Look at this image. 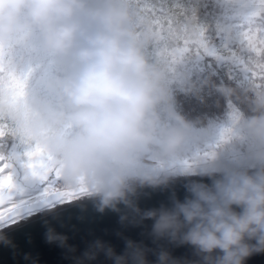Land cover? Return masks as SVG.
Segmentation results:
<instances>
[{
	"label": "clouds",
	"instance_id": "obj_1",
	"mask_svg": "<svg viewBox=\"0 0 264 264\" xmlns=\"http://www.w3.org/2000/svg\"><path fill=\"white\" fill-rule=\"evenodd\" d=\"M152 26L136 0H0L5 65L16 71L13 49L28 46L34 36L54 64L46 94L31 93L28 82L22 101L0 91V122L39 144L59 172L60 187L82 191L81 199L94 198L99 211H119L124 204L154 220L156 238L193 245L202 264H245L253 253L264 252V88L254 89L256 114L243 124L257 143L256 171L223 163L211 186L193 182L185 200L141 210L133 199L137 189L166 184L192 135V123L172 105L165 60L149 54L159 42ZM185 85L195 88L187 80ZM218 87L226 96L233 94L230 87ZM60 205L40 212L55 218ZM44 229L47 243L75 251L51 221ZM0 243L10 241L0 235ZM101 252L113 264H150L148 249L131 239L121 254L97 240L77 264ZM156 264L183 262L161 250Z\"/></svg>",
	"mask_w": 264,
	"mask_h": 264
},
{
	"label": "trees",
	"instance_id": "obj_2",
	"mask_svg": "<svg viewBox=\"0 0 264 264\" xmlns=\"http://www.w3.org/2000/svg\"><path fill=\"white\" fill-rule=\"evenodd\" d=\"M169 6L179 5L202 31L204 46L193 50L176 60H165L168 86L172 93V105L176 112L192 123V128L203 129L221 119L223 114L239 111L243 115H254L256 88H264V79L256 71L257 62L264 63L260 54L245 50L239 45L220 46L219 30L227 17L221 0H166ZM146 6L152 0H142ZM264 15V9L262 10ZM216 45L217 53L206 48ZM173 46L183 47V40L174 41ZM191 47V46H189ZM149 54H159L157 46L149 48ZM16 71L31 72L28 79L29 91L35 95L46 94L45 81L54 70L50 55L43 49L38 36L28 46L13 49L10 56ZM239 59L242 63H234ZM195 85L187 90L185 81ZM232 88L233 94L226 96L218 87ZM163 107V106H162ZM169 123L175 121L164 113ZM15 138L9 139L0 151H9Z\"/></svg>",
	"mask_w": 264,
	"mask_h": 264
},
{
	"label": "water",
	"instance_id": "obj_3",
	"mask_svg": "<svg viewBox=\"0 0 264 264\" xmlns=\"http://www.w3.org/2000/svg\"><path fill=\"white\" fill-rule=\"evenodd\" d=\"M244 169L251 172L257 170ZM220 176L221 173L216 171L172 176L174 178H169L166 184L139 187L133 199L141 210L171 207L175 200L183 201L191 195L189 187L193 182L211 186ZM97 203L94 198L74 200L57 208L58 215L55 218L44 212L1 228L0 235L10 243H0V264H77L76 258L97 240L112 246L121 254L129 239L142 243L148 249L150 264H156L161 250L169 251L173 258L183 264H202L203 258L193 245L156 238L152 233L153 219L142 218L124 204L119 205V211L105 209L101 212ZM46 220L51 221L58 232L68 236V244L75 248L74 252L46 242ZM86 264H113V261L101 252L96 259ZM245 264H264V252L253 253L245 260Z\"/></svg>",
	"mask_w": 264,
	"mask_h": 264
},
{
	"label": "snow or ice",
	"instance_id": "obj_4",
	"mask_svg": "<svg viewBox=\"0 0 264 264\" xmlns=\"http://www.w3.org/2000/svg\"><path fill=\"white\" fill-rule=\"evenodd\" d=\"M136 2L152 18V30L159 37L157 48L163 59L176 60L204 46L201 29L189 20L186 11L179 5L169 6L166 0H152L150 7L142 0ZM245 38L249 47L264 60V36L249 34ZM179 40H183L184 46H173V42ZM3 57V50L0 49V91L6 90L11 97L22 101L31 72L18 73L5 65ZM255 68L264 79V63L257 62ZM11 138H15L17 143L12 144L9 151H0V206L5 203L11 205L6 213L0 210V228L40 212L43 207L63 204L83 194L82 191L63 190L59 172L44 149L16 136L7 123L0 122V146ZM20 168L25 170L28 184H22L18 179ZM5 172L7 175H4Z\"/></svg>",
	"mask_w": 264,
	"mask_h": 264
},
{
	"label": "rangeland",
	"instance_id": "obj_5",
	"mask_svg": "<svg viewBox=\"0 0 264 264\" xmlns=\"http://www.w3.org/2000/svg\"><path fill=\"white\" fill-rule=\"evenodd\" d=\"M225 6L227 17L220 26V46L239 45L245 50H253L246 41V35L264 36V0H221ZM216 45L206 49L217 53ZM254 51V50H253ZM234 63H242L236 59ZM244 121L235 111L222 116V120L211 123L204 130L192 129L188 141L186 156L173 165L174 175L197 174L215 171L228 163L236 167H256L258 162L252 152L257 143L249 136L243 127ZM198 154V156H197ZM7 175V172L4 173ZM23 168L18 171V179L22 184H28ZM171 176V177H172ZM7 203L0 206V210L7 212Z\"/></svg>",
	"mask_w": 264,
	"mask_h": 264
},
{
	"label": "flooded vegetation",
	"instance_id": "obj_6",
	"mask_svg": "<svg viewBox=\"0 0 264 264\" xmlns=\"http://www.w3.org/2000/svg\"><path fill=\"white\" fill-rule=\"evenodd\" d=\"M236 113H238V114H240V116L242 117V119L243 120H246L249 116H251V115H248V116H245V115H243L241 112H239V111H235ZM224 115V114H223ZM222 115V116H223ZM220 120H222V117H221V119ZM219 120V121H220ZM258 166H259V164L258 165H256V167H247V168H253V169H257L258 168ZM240 168V167H239ZM210 172V171H209ZM81 197V195H78L77 197H75L74 199H72V200H69V201H65L63 204H61L59 207H57V208H62L64 205H66V204H69V203H72L75 199H78V198H80ZM10 207V205L8 206V208ZM37 213H39V212H36V213H33L32 215H35V214H37ZM31 215V216H32ZM31 216H29V217H31ZM26 218H28V217H26Z\"/></svg>",
	"mask_w": 264,
	"mask_h": 264
},
{
	"label": "bare ground",
	"instance_id": "obj_7",
	"mask_svg": "<svg viewBox=\"0 0 264 264\" xmlns=\"http://www.w3.org/2000/svg\"><path fill=\"white\" fill-rule=\"evenodd\" d=\"M210 172H215V171H210ZM201 173H204V172H201ZM79 199H81V198H79ZM75 200H78V199H75Z\"/></svg>",
	"mask_w": 264,
	"mask_h": 264
}]
</instances>
